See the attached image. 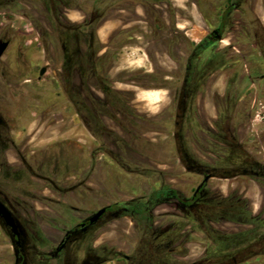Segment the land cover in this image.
I'll return each instance as SVG.
<instances>
[{
  "label": "flooded vegetation",
  "instance_id": "flooded-vegetation-1",
  "mask_svg": "<svg viewBox=\"0 0 264 264\" xmlns=\"http://www.w3.org/2000/svg\"><path fill=\"white\" fill-rule=\"evenodd\" d=\"M15 1L0 0V12L10 10ZM150 1L91 0L86 5L82 0H46L47 4L59 7L62 14L82 12V19L75 26L63 22L62 16H59L62 22H57V30L63 40L59 75L69 87H65L67 92L76 91L71 99L75 108L72 118L79 119V108H82L94 125H97L98 117L116 121L119 115L129 114L133 122L139 123L140 113L132 106L138 102L139 94L133 93L127 97L128 92L115 87L113 82H106L97 66L105 65L108 51L101 54L100 50H96L91 59L86 57L79 46H74L79 41V35L90 31L94 34L90 37V47L95 40L100 41L99 30L109 22L112 12L129 14L138 13L140 9L151 19L144 22L147 30L141 34L143 39L166 35L163 38L167 46L166 55L177 65L176 71L166 76L170 82L163 88L154 85L141 88L143 94L161 89L169 93L170 106L176 110L173 135L176 145L178 143L175 157L185 177L178 182L183 188L167 184L164 170L138 164L139 158L129 169L124 164H118L113 150L94 149L91 153L92 166L97 155L103 153L116 162L122 172L132 174L135 182L145 180L147 188H138L135 190L138 196L129 200L108 202L109 197L106 196V203L98 210L69 207V220L63 222L62 229L55 227L60 240L52 251L40 255L35 246L28 245V236L42 237L41 231L35 229L34 234L31 220L27 224L20 221L18 211L23 203L5 189H20L23 185L30 200L64 208L57 198L63 196L64 188L58 184V180L45 175L46 163L37 158L38 151L27 153L20 148L15 136L18 128L15 105L22 103L27 95L25 92L17 95L22 89L16 90L14 70L8 66L0 70V201L11 212L17 228L6 225L1 216L0 222L10 238L14 264H30L36 253L41 259L37 260L39 264L52 261L54 264H264V201L261 212L256 214V198L251 192V182L264 191V147L261 140L250 146L251 141L247 142L248 138H242L240 134L241 127L251 122L258 99L264 97V19L256 17L241 22L240 36L229 38L227 35L235 30L237 23L236 13L240 12L244 17L246 13H254V0H219L215 8L209 0H195L192 5L201 12L206 7L207 11L221 14L217 25L194 42L188 31L184 32L188 38L172 36V28L181 29V26L171 20V3L166 5L167 21L161 14V8L151 5ZM260 2L264 16V0ZM125 18L122 16V23H125ZM13 29L20 28L5 26L0 36V45L7 44L0 58V66L12 38L19 34ZM124 29L125 26L118 35H124ZM134 39L128 37L129 41ZM147 43L150 45L151 42ZM237 43L241 45V50H237ZM177 51L180 56L175 53ZM86 58L94 63L93 68H86L83 63ZM112 70L113 67L109 72ZM41 72L39 81L46 74V71L42 75ZM87 73H92L97 81L94 86L105 97L103 112L102 108L87 101L84 94L75 89L73 77L76 74L84 85L90 87ZM145 73L149 76L153 71L147 70ZM31 81L26 80L25 83ZM132 83L140 88L139 82ZM242 108L246 110L241 111ZM113 112L116 114L113 115ZM103 129L106 131L107 128ZM90 133L96 137L94 130ZM135 136L141 139L143 135L137 133ZM136 153L141 156L139 152ZM169 164L165 160L164 166ZM187 175L196 182L190 189L186 184L190 180ZM105 181L110 182L111 177L106 176ZM230 181H235L231 189L225 184ZM41 185H44L43 194H39ZM46 191L50 196L44 194ZM105 193H110L107 187ZM172 205L194 222L180 232L184 235L180 240L170 226L161 228L157 222V211ZM115 221H126L133 225L132 232L124 230V236L130 237L126 241L130 245L129 252L117 248L116 244L106 239L96 246L97 234L103 230V236L107 235L108 228ZM195 236L198 242L194 244L199 246L200 252L195 260H191L193 255L181 249L188 247L189 238Z\"/></svg>",
  "mask_w": 264,
  "mask_h": 264
},
{
  "label": "rangeland",
  "instance_id": "rangeland-1",
  "mask_svg": "<svg viewBox=\"0 0 264 264\" xmlns=\"http://www.w3.org/2000/svg\"><path fill=\"white\" fill-rule=\"evenodd\" d=\"M82 1L86 5L91 3V0ZM193 1L195 0H152L150 4L159 6L162 16L168 21L166 5L171 3L169 11L171 20L181 26V29L172 28V36L188 38L184 34L188 31L189 37L197 42L199 37L206 36L217 25L218 16L221 13L207 11L206 7H204V12H201L192 5ZM209 2L214 4L213 8L220 3L219 0H209ZM254 2L256 3L255 14L246 13L244 17L242 13H236L235 30L230 31L231 34L227 37L240 36L243 21H251L256 17L264 19L260 0H254ZM204 3L207 4L205 1ZM59 16H62L63 22L73 26L80 21L76 12L62 14L59 7L47 4L46 0H16L10 10L0 12V36L5 26L14 25L15 28H20L13 29L19 34H15L16 36L12 38L11 45L3 56L0 66V70L8 66L14 70L16 90L22 89L17 95H21L22 92L27 95L22 103L15 105L16 116H18L15 136L22 150H26L27 153L38 151L37 158H41L46 163L45 175L58 180V184L64 188L63 196H57L65 206L64 208L47 204L44 201L30 200L25 189L22 188L23 185L20 189H5L23 203L18 211L20 221L27 224L31 220L34 234H36L35 229L38 232L41 231L42 237L28 236V245L35 246L40 255L52 251L60 240L59 231L57 232L55 227L62 229L63 222L69 220V207L98 210L106 203V196L109 197L108 202L129 200L138 196L135 190L147 188L145 180L135 182L132 174L127 175L122 172V169L117 167V163L103 153L97 155L95 165L92 166L91 153L94 149L113 150L118 164H124L129 169L136 164L139 158L138 164L151 165L155 169L164 170L167 175V180L164 181L177 188H183V185L178 182L185 178L181 174L182 168L175 157V150L178 148L173 135L176 110L174 106H170L169 93L161 89L143 94L141 88L145 85L163 88L166 83L170 82L166 80V76L170 75L171 71H176L177 65L166 55L165 47L167 46L163 39L166 35L152 36L150 40L143 39L141 34L147 30V24L144 22L151 21V19L141 9L138 13L129 14L112 12L109 22L99 30L100 41L95 40L90 47V37L94 34L90 31L79 35V41L74 46H79L82 49L81 52L87 55L86 57L91 59L96 50H100L101 54L108 51V60L105 65L97 66L106 82H113L115 87L128 92L126 93L128 95H125L127 97H131L133 93L139 94L138 102L132 104L140 113L139 123L133 122L129 114L119 115L116 121L108 117H98L97 125H94L90 116L82 108H79L80 118H72L75 108H73L71 99L75 97L76 91L74 92L73 89L67 92L66 89L69 87L59 75L63 58L62 35L57 30V22L61 21ZM122 16L127 18H125V23H122ZM129 19L130 21L127 22ZM123 26L126 27L124 29L126 33L118 35ZM129 36L135 39L129 41ZM148 41L151 42L150 45ZM236 46L237 50L242 49L238 43ZM21 47L22 50H20ZM175 53L180 56L179 51ZM90 59L86 58L83 62L86 68L88 66L93 68L94 63L89 61ZM111 67L113 70L109 72ZM44 69L46 74L39 81L40 72ZM147 70L153 73H149L148 76V73H145ZM73 78H75L74 85L77 92L81 91L87 101L94 102L96 107L102 108L101 112H103V105H106L105 97L94 86L97 81L92 73H87L90 87L84 85L77 74ZM26 80L32 81L25 83ZM134 81L140 83V88L132 83ZM244 110L246 109L242 108L241 111ZM114 114L116 113L113 112ZM251 119V122L241 127L240 134L242 138H248L247 142L251 141L250 146L261 140V146L264 147V97L258 99ZM103 128H107L106 131ZM92 130L96 133L95 138L90 133ZM137 133L140 136L143 135L141 139H137L135 136ZM136 152H139L141 156H137ZM165 160L170 162L168 166H164ZM106 176L111 177L108 183H105ZM187 178L190 179L186 182L190 189L196 185V182L189 175ZM234 182H225V184L231 189ZM155 184L159 186L157 179ZM106 187L109 194L105 193ZM251 188L256 198L255 213L258 214L263 208L264 191L252 182ZM39 191V194H43L44 185H41ZM44 194L50 196L49 191ZM157 214L158 226L161 228L165 225L170 226L172 230H175V236L177 235L179 240L184 237L180 232L187 225L194 223L185 217L183 211L176 209L175 205L163 207L157 211ZM124 230L132 232L133 225L126 221L113 222L108 228L107 235L103 236V230L97 234L96 246L103 244V240L106 239L116 244L117 248L129 252L130 245H127L126 241L130 237L129 235L124 236ZM189 242L188 247H183L181 250L193 255L191 260H195L200 252L199 246L194 244L198 242V238L196 236L189 238ZM39 254L33 255L35 257L31 258L30 264H39L37 262L41 260L37 256ZM0 264H14L12 244L1 222ZM48 264H54V261Z\"/></svg>",
  "mask_w": 264,
  "mask_h": 264
},
{
  "label": "water",
  "instance_id": "water-1",
  "mask_svg": "<svg viewBox=\"0 0 264 264\" xmlns=\"http://www.w3.org/2000/svg\"><path fill=\"white\" fill-rule=\"evenodd\" d=\"M6 47H7L6 43L0 45V58L5 52ZM44 71L45 69L42 70L41 75L44 73ZM0 216L4 219L6 225L11 226L13 228H17L16 221L13 218L11 212L1 201H0Z\"/></svg>",
  "mask_w": 264,
  "mask_h": 264
},
{
  "label": "crops",
  "instance_id": "crops-1",
  "mask_svg": "<svg viewBox=\"0 0 264 264\" xmlns=\"http://www.w3.org/2000/svg\"><path fill=\"white\" fill-rule=\"evenodd\" d=\"M78 15V17H79V19H82V12L81 11H79V13L77 14Z\"/></svg>",
  "mask_w": 264,
  "mask_h": 264
}]
</instances>
